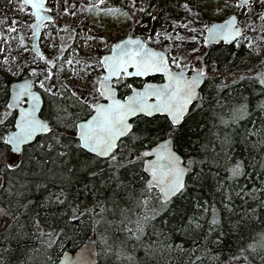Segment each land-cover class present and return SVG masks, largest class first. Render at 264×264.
<instances>
[{"label":"trees","instance_id":"16d2710c","mask_svg":"<svg viewBox=\"0 0 264 264\" xmlns=\"http://www.w3.org/2000/svg\"><path fill=\"white\" fill-rule=\"evenodd\" d=\"M51 30L59 35L57 27ZM202 55L210 77L213 66L221 75L204 83L203 107L188 120L178 154L185 162L189 156L204 160L195 167L196 172L203 168V179L195 184L189 181L184 196L174 198L164 208L155 199V190L144 193L150 197L146 211L141 195L146 181L140 168L114 170L108 167L110 162L90 159L81 151L61 157L59 146L41 149L44 137L40 136L14 155L15 161L0 157V264H56L64 253L84 244L95 245L98 264H165L161 252L175 247L189 252L178 264H264V111L257 108L264 100V91L256 78L264 72V63L252 61L244 48L236 49L235 45H201L191 56L192 64H199ZM26 77L23 73L20 79ZM2 81L0 118L6 111L12 115L0 125V135L12 130L15 116L5 108L12 82ZM40 93L42 118L54 121L57 105L68 109L70 119L79 113L72 97L59 101ZM243 97L247 98L249 115L235 124L230 120L227 125L221 123L220 117L228 120L233 105ZM136 124L154 129L155 136L165 119L157 116L151 124L135 120ZM202 145L206 147L202 149ZM5 151L0 141V153ZM236 161L243 163L245 174L229 180L228 169ZM9 163L18 166L9 169ZM57 196L64 202H58ZM212 208L218 221L215 225L210 224ZM73 209L76 219L72 218ZM151 209H157L158 214L144 224L142 234L137 233L138 218L151 216ZM196 223L197 233L188 236ZM53 230L56 234L49 237ZM100 236L112 249L123 248L132 256L131 261H118L115 253L104 254L98 243ZM234 256L239 260L232 259Z\"/></svg>","mask_w":264,"mask_h":264},{"label":"snow or ice","instance_id":"6c2138e0","mask_svg":"<svg viewBox=\"0 0 264 264\" xmlns=\"http://www.w3.org/2000/svg\"><path fill=\"white\" fill-rule=\"evenodd\" d=\"M21 2L31 8L30 14L35 18V23L29 27L33 30V37H36L39 35L38 29L41 22L53 19L51 15H45L50 9L46 6V0H21ZM234 4L237 9L256 14L257 18L264 22V0H223L222 4L216 5L215 11L224 12L232 8ZM88 7L90 10L95 9L98 14H122L125 17L129 15L128 12H121L118 8L104 6V0H96L95 3L89 0ZM179 7L188 15L194 16L190 23L194 24L197 19L201 20L199 29L189 27V24L179 25L196 34L174 36L173 33L164 31L163 33L155 32L144 39L128 35L112 43L107 54L99 55L95 59V64L102 69V73L95 79H88L86 73L80 89L72 92L74 103L79 113L83 115L77 113L74 119H70L71 114L68 109L57 105L54 121L50 118H42L39 115L43 111L42 95L40 92L33 91V82L25 79L12 84L11 98L7 101L5 108L6 110L18 109L19 114L13 116L15 130L0 135V141H3L6 149L4 153H0V157L8 159L20 154L22 145L26 149L38 135H42L44 142L39 144V147L44 149L46 146L48 150H52L54 146H59L58 155L61 157L73 151H81L89 154L90 159L91 157H95L96 160L104 158L110 162L108 167L114 170L129 166L140 168L146 174L144 192L141 193L144 196L143 203L146 211L150 197L144 193H151L154 189L158 190L159 194L155 199L160 201L161 208L167 207L174 198H182L190 186L189 181L195 184L203 179V168L196 172L195 167L205 163L204 160H197L192 156H189L185 162L178 154L184 142L186 125L193 112L203 107L205 97L201 95V91L204 83L221 74L213 66L210 77L207 70L209 65L203 55L199 57L198 66L190 67V53L197 52V48L185 49L180 43L175 42L165 45L159 39L155 42L160 44V50L149 46L153 41V35L159 38L163 34L165 39L173 41L182 42L186 39L196 41L206 48L220 43L238 47L245 41L248 45H252L255 41L245 35V29L249 28L251 23L248 15H245L243 20H239L238 14L231 13L223 22L203 23L199 12L193 14L189 0H185ZM138 10L144 12L145 8L140 7ZM64 11L67 12L68 9L64 8ZM156 18V16L152 17V19ZM177 23L173 19L172 27H175ZM260 30L264 32V24ZM36 56L46 65L53 64L51 59H46L39 51L36 52ZM67 62L72 63L71 60ZM189 71L191 75H187ZM31 73L33 77L43 76V79H37L36 83L45 93L54 98L64 96L62 88L66 86L57 87L55 84L47 83L53 80L57 73L47 68L40 71L33 68ZM157 76L162 78L163 83L152 82ZM132 77L142 78L143 82L134 86L127 82L128 78ZM150 77L151 80L148 79ZM244 78L243 75L239 77L240 80ZM256 78L264 91V72L258 73ZM120 87L129 90L122 98L117 95ZM257 108L264 111V100L257 104ZM8 115L12 114L6 111L4 117L0 118V125L5 123ZM158 115L165 119V124L160 127L159 135L154 136V129L140 128L138 124L133 123L134 118L136 121L151 124L152 119ZM248 115L249 104L247 98L243 97L242 102L233 105L228 120L223 117L220 119L225 125L229 123V120L235 124ZM136 142L139 147H136ZM201 147L203 149L206 146ZM17 166L14 163L7 165L9 169ZM228 172L227 179L237 180L245 174L243 163L236 161ZM90 174L95 175V173ZM57 201L64 202L59 196ZM203 210L207 212L209 209ZM75 212L76 209H73V219L77 218ZM151 212V216L143 215L138 218L137 233L142 234L144 224L158 214L157 209H151ZM212 215L210 224L215 225L218 223L215 208H212ZM55 234L53 230L48 233V236L52 237ZM261 246L264 247V244ZM249 247L253 246L249 245ZM232 259L239 260V257L234 256ZM244 259L247 260V256H244ZM60 264H94V261H91L84 253L77 254L75 258L64 253Z\"/></svg>","mask_w":264,"mask_h":264},{"label":"rangeland","instance_id":"374dc122","mask_svg":"<svg viewBox=\"0 0 264 264\" xmlns=\"http://www.w3.org/2000/svg\"><path fill=\"white\" fill-rule=\"evenodd\" d=\"M185 0H104V6L108 8H118L121 12H128V17L120 14L97 13L95 9H89V0H46L49 7V14L53 17L50 23L42 28L39 49L40 53L46 59H51L53 64L46 65L40 60L32 50V29L29 27L34 21L31 16V10L26 7L21 0H0V80L7 79L14 83L18 81L23 73L27 74L33 86L39 92H43L47 98H53L39 88L37 79H43V76L33 77L31 69L38 71L49 69L57 73L56 77L47 82L55 84L57 87H63V97H55L62 101L67 97H72L73 91H78L83 84V78L87 73L88 79H95L102 73L95 64V59L99 55L107 54L112 43L126 38L128 35L139 36L141 39L152 35L155 32L168 31L173 35L191 36L187 29L180 27V24H189V27L197 29L201 26V20L197 19L194 24L193 15H188L180 4ZM192 5V12L200 13L203 23H219L227 18L228 14H238V19L243 20L245 15L250 16V27L245 29V35L254 40L255 43L248 45L245 41L236 49L244 48L245 52L252 61H261L264 63V32H261V26L264 24L257 18L256 14L247 13L244 9H237L235 4L232 8L224 12L215 11L217 4H222L223 0H189ZM134 5V6H133ZM140 7L145 8L140 12ZM258 7V6H257ZM67 8L68 11H64ZM156 16V19H152ZM178 23L172 27V20ZM17 21V23H13ZM57 27L59 35L52 32V27ZM15 29V31H12ZM64 31L61 32V30ZM93 37L94 39H88ZM159 39L161 43L168 45L180 43L185 49L199 48L201 44L196 41H173L167 40L161 34L159 38L153 35L151 47L160 50V44L155 41ZM197 52L190 53V56ZM71 60L69 64L67 61ZM191 66H198V63L190 61ZM4 82L0 83V92L4 89ZM55 91V89H53ZM74 99V97H72ZM13 156L9 157L12 159ZM16 160V157L13 158ZM198 231L197 223L189 229L188 236L196 234ZM98 243L104 254L115 253L116 260H130L132 256L125 253L123 248H113L107 246L108 242L103 236L98 238ZM164 249L160 258H163L165 264H178L181 257L186 258L188 251H183L180 247ZM105 256V255H104ZM212 264V263H209Z\"/></svg>","mask_w":264,"mask_h":264},{"label":"water","instance_id":"95a60500","mask_svg":"<svg viewBox=\"0 0 264 264\" xmlns=\"http://www.w3.org/2000/svg\"><path fill=\"white\" fill-rule=\"evenodd\" d=\"M92 2L93 3H95L96 2V0H92ZM26 7H28L30 10H31V8H30V6H27V5H25ZM47 6V5H46ZM48 7V6H47ZM49 8V7H48ZM45 15H50L49 14V12L48 13H45ZM34 18V17H33ZM51 21H49V20H44V21H42L41 22V26H40V28L38 29V32H39V35L38 36H36V37H33V39H32V50H33V52L36 54V52L37 51H39L40 52V49H39V41H40V36H41V32H42V28L44 27V25H46V24H48V23H50ZM35 23V18H34V21H33V23L32 24H34ZM32 29V28H31ZM33 31V30H32ZM220 44H222V45H224V46H230V45H232V44H224V43H220ZM33 45H35V48H33ZM188 75V74H187ZM191 75V74H190ZM134 78H137V77H134ZM25 79H27V80H29V81H32L30 78H23V79H19L18 81H16V82H14V83H18V82H22L23 80H25ZM140 79H142V78H140ZM13 83V84H14ZM12 91H13V89H12V85L10 86V89H9V96H8V100L11 98V94H12ZM33 91H37V92H39L38 90H36L35 88H34V86H33ZM118 95V94H117ZM41 107L43 108V97H42V103H41ZM14 114H15V116H18V114H19V111H18V109H10ZM39 115H41V113L39 114ZM159 116V115H158ZM157 117V116H156ZM159 117H163V116H159ZM134 121H135V119L133 118V123H134ZM15 129H14V124H13V128H12V130L11 131H14ZM40 136H42V135H38V137H40ZM37 137V138H38ZM37 138H35V140L31 143V144H33L35 141H36V139ZM10 147V146H9ZM23 148H25V146H21V150L23 149ZM99 160H105L104 158H101V159H99ZM145 174V173H144ZM145 176H146V174H145ZM155 190V189H154ZM157 193H158V190H155ZM159 194V193H158ZM79 253H84V254H86L87 256H88V258L91 260V261H94V264H98V251H97V248L95 247V245H93V244H84V245H82V246H80L79 248H77L74 252H72V253H68L69 254V256H71L72 258H75L76 256H77V254H79ZM63 256H64V254L58 259V261H57V263L56 264H60V260L63 258Z\"/></svg>","mask_w":264,"mask_h":264},{"label":"flooded vegetation","instance_id":"af4514ba","mask_svg":"<svg viewBox=\"0 0 264 264\" xmlns=\"http://www.w3.org/2000/svg\"><path fill=\"white\" fill-rule=\"evenodd\" d=\"M187 74L190 75L192 73H191V71H189ZM148 79L151 80L152 78L150 77ZM127 82L128 83H132L134 86H137V85H140L143 82V80L140 79V78H134V77H132V78H128ZM152 82H155V83H163V80H162L161 77L157 76L155 78V80L152 81ZM128 91L129 90H127V89H125L123 87H120L119 88V91L117 93L118 94V97L122 98L124 94H127L128 93ZM103 161H105V160H103Z\"/></svg>","mask_w":264,"mask_h":264},{"label":"bare ground","instance_id":"6f19581e","mask_svg":"<svg viewBox=\"0 0 264 264\" xmlns=\"http://www.w3.org/2000/svg\"><path fill=\"white\" fill-rule=\"evenodd\" d=\"M12 84H13V83H12ZM12 84H11V85H12Z\"/></svg>","mask_w":264,"mask_h":264}]
</instances>
